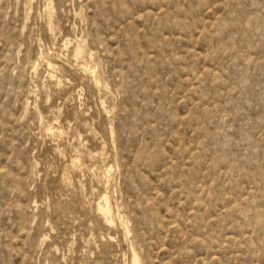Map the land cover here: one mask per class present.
Listing matches in <instances>:
<instances>
[{
	"label": "rangeland",
	"instance_id": "rangeland-1",
	"mask_svg": "<svg viewBox=\"0 0 264 264\" xmlns=\"http://www.w3.org/2000/svg\"><path fill=\"white\" fill-rule=\"evenodd\" d=\"M134 250L264 264V0H0V264Z\"/></svg>",
	"mask_w": 264,
	"mask_h": 264
},
{
	"label": "bare ground",
	"instance_id": "bare-ground-1",
	"mask_svg": "<svg viewBox=\"0 0 264 264\" xmlns=\"http://www.w3.org/2000/svg\"><path fill=\"white\" fill-rule=\"evenodd\" d=\"M67 42V41H66ZM83 42V41H82ZM78 48H79V46H78ZM79 50V49H78ZM80 50H82V48L80 49ZM83 51H81V53H82ZM80 53V54H81ZM78 54V53H77ZM43 55V54H42ZM42 55H41V57H42ZM75 57H77V56H75ZM39 60V59H38ZM42 60V59H41ZM79 61V60H78ZM55 66V65H54ZM81 66H83V65H81ZM87 67V66H86ZM51 68V67H50ZM52 68H53V66H52ZM84 70H85V68H84ZM90 70L88 69V72H89ZM52 72V71H51ZM93 72V71H92ZM99 82H101V81H99ZM96 84H97V82H96ZM104 107V106H103ZM107 108V107H106ZM108 111V110H107ZM57 129V128H56ZM49 130V129H48ZM50 130H51V128H50ZM54 131V130H53ZM60 131V130H59ZM61 131H62V129H61ZM50 132V131H49ZM51 134H53L52 132H50ZM59 133V132H58ZM60 134V133H59ZM67 134V133H66ZM76 135V134H75ZM59 136V135H58ZM63 135H61V137H62ZM60 137V136H59ZM62 139V138H61ZM79 141V140H78ZM89 156V155H88ZM71 159H73V158H71ZM70 159V160H71ZM79 160V159H78ZM71 162V161H70ZM80 162H81V160H80ZM74 163V162H73ZM72 162H71V164H73ZM80 164H82V163H80ZM74 165V164H73ZM71 166V165H70ZM83 167H84V164L82 165ZM73 167V166H72ZM70 168V167H69ZM74 168H75V166H74ZM84 170V169H83ZM74 171V170H73ZM85 171V170H84ZM105 173V172H104ZM62 176H63V174H62ZM110 176V175H109ZM63 178H64V176H63ZM66 178H67V176H66ZM71 178V177H70ZM71 180V179H70ZM109 189V188H108ZM109 196V195H108ZM108 196H106L105 195V197H104V201H105V203H101L100 204V209H101V211L104 213V215H106V217L107 218H110V215H111V206H110V202H109V197ZM118 215V214H117ZM124 216V215H123ZM122 216V217H123ZM111 223V222H110ZM115 223V222H114ZM124 224V223H123ZM113 226V225H112ZM127 228V227H126ZM127 232V231H126ZM130 232V231H129ZM104 237V236H103ZM110 237V236H109ZM111 238V237H110ZM134 249V248H133ZM134 258H133V260H134V264H138V262H139V260H140V258H139V255L135 252V250H134V256H133Z\"/></svg>",
	"mask_w": 264,
	"mask_h": 264
}]
</instances>
